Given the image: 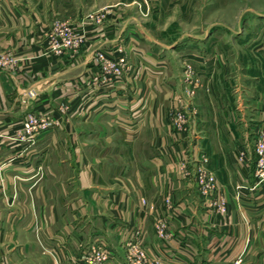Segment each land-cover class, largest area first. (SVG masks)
Returning <instances> with one entry per match:
<instances>
[{"label": "crops", "instance_id": "crops-1", "mask_svg": "<svg viewBox=\"0 0 264 264\" xmlns=\"http://www.w3.org/2000/svg\"><path fill=\"white\" fill-rule=\"evenodd\" d=\"M51 23L39 2L0 0V52L14 57L0 65V264H87L82 256L97 244L112 253L107 264H130L136 238L164 264H264V179L253 148L263 70L236 110L226 91L220 110L199 108L182 130L170 121L179 86L153 95L131 70L75 93L64 78L55 87L65 110L52 113V83L72 70L52 76ZM198 169L216 176L225 213L208 208Z\"/></svg>", "mask_w": 264, "mask_h": 264}, {"label": "rangeland", "instance_id": "rangeland-1", "mask_svg": "<svg viewBox=\"0 0 264 264\" xmlns=\"http://www.w3.org/2000/svg\"><path fill=\"white\" fill-rule=\"evenodd\" d=\"M34 1L42 16L52 15V76L64 66L72 70L52 83V113L65 110L64 91L55 87L64 78L76 81L75 93L87 81L89 87L120 81L131 70L138 82L151 81L153 95L165 97L171 82L179 86L170 121L182 130L199 108L220 110L226 91L236 110L244 85L255 92L252 80L264 75V0ZM2 53L7 65L14 62ZM179 111L185 122L176 119ZM257 127L253 148L264 131V112Z\"/></svg>", "mask_w": 264, "mask_h": 264}, {"label": "built area", "instance_id": "built-area-1", "mask_svg": "<svg viewBox=\"0 0 264 264\" xmlns=\"http://www.w3.org/2000/svg\"><path fill=\"white\" fill-rule=\"evenodd\" d=\"M8 61V59H7ZM7 61L3 58L0 59V65L7 64ZM29 94L33 96L32 91ZM177 120L186 121L185 114L177 113ZM176 121V120H175ZM35 118L33 116L28 117L23 123V127L26 130L34 127ZM177 123V121H176ZM180 124H178L179 126ZM255 154L257 156L256 160V176L260 180L264 179V131L261 132L259 137L255 140ZM245 152L243 150L239 151L240 158H243ZM195 182L200 190V193L207 197V206L220 213H225L227 210V202L220 196L219 184L216 176L213 173L198 169L197 173L194 175ZM170 199H166V203H169ZM155 231L158 237L161 239L168 238L169 234L167 232V224L164 219H158L155 223ZM128 250V261L130 264H164L158 256H151L149 259L147 256V251L143 248L142 240L136 238L130 240L127 243ZM112 253L104 245H94L91 246L90 250L82 256L87 264H107L110 260ZM240 259L234 262V264H239Z\"/></svg>", "mask_w": 264, "mask_h": 264}]
</instances>
